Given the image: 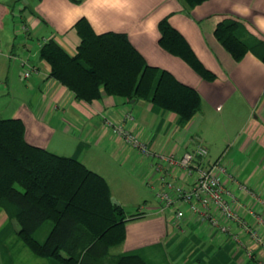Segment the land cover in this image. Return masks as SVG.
I'll list each match as a JSON object with an SVG mask.
<instances>
[{"label":"crops","instance_id":"1","mask_svg":"<svg viewBox=\"0 0 264 264\" xmlns=\"http://www.w3.org/2000/svg\"><path fill=\"white\" fill-rule=\"evenodd\" d=\"M82 17L96 33H125L149 64L167 69L195 88L201 97L199 111L181 123L176 113L143 99L127 101L105 93L91 101L77 99L49 75V66L38 51L45 41L54 39L74 54L80 42L75 23ZM164 17L215 74L213 80L202 78L159 45L158 24ZM228 17L243 24L237 32L241 39L264 43V0H205L193 7L184 0H0L1 117L21 119L29 143L78 159L106 179L112 201L122 206L126 216L125 239L115 246V255L137 254L147 264H260L258 252L248 257L227 233L198 216L188 213L174 221V214L160 210L155 199L160 185L156 166L162 163L164 171L186 185L189 178L156 156L138 154L104 122V118L121 121L130 113L129 125L150 150L172 153L176 159L203 144L208 153L196 162L206 166L220 159L231 174L223 177V186L236 197L244 218L249 223H254L255 215L264 219V62L252 51L236 60L221 45L214 29ZM21 60L36 65L39 72L21 76ZM55 135L59 139L54 144ZM93 146H101L117 160H127L131 168L147 167L145 182L154 190V199L145 200L137 211L126 209L106 172L86 161ZM16 229L0 208V264H60L34 254ZM262 233L264 238L263 229Z\"/></svg>","mask_w":264,"mask_h":264},{"label":"trees","instance_id":"2","mask_svg":"<svg viewBox=\"0 0 264 264\" xmlns=\"http://www.w3.org/2000/svg\"><path fill=\"white\" fill-rule=\"evenodd\" d=\"M203 1L184 0L188 7ZM158 28V43L165 51L182 58L202 78H215L167 17ZM241 28L240 21L228 17L216 24L214 34L234 59L252 51L264 62V43L244 41L237 33ZM75 29L80 42L74 54L49 39L38 57L48 64L49 75L77 99L91 101L103 93L127 101L143 99L176 113L181 123L199 111L197 90L167 69L149 64L125 33H96L84 17L76 21ZM0 208L38 256L60 264H147L137 254L110 253L125 239L126 216L112 201L106 179L78 159L29 143L21 119L1 116ZM45 221L50 226L39 240L35 232Z\"/></svg>","mask_w":264,"mask_h":264},{"label":"built area","instance_id":"3","mask_svg":"<svg viewBox=\"0 0 264 264\" xmlns=\"http://www.w3.org/2000/svg\"><path fill=\"white\" fill-rule=\"evenodd\" d=\"M24 66L23 76L29 77L33 73H38L36 65L30 64L26 60H21ZM133 117L126 113L121 121H112L104 118V122L110 127L112 134L130 145L142 156L153 155L164 161L169 166L179 168L184 174V178H189L190 183L186 185L183 180H178L170 172L164 171L162 163L156 166L159 188L155 194V199L160 210L173 209L174 221L194 214L201 218L211 227H215L221 232L227 233L232 240L244 248L248 257H254L259 253L257 261L264 264V219L255 215L254 223H249L239 211L236 197L223 186L224 176H231L220 159L204 166L196 162V158H204L208 150L203 144H197L192 152H184L179 158H175L172 153H153L147 142L142 139L139 132L133 129L129 123ZM240 187L248 190L243 185ZM229 196V198H226ZM186 206V209L181 206Z\"/></svg>","mask_w":264,"mask_h":264},{"label":"rangeland","instance_id":"4","mask_svg":"<svg viewBox=\"0 0 264 264\" xmlns=\"http://www.w3.org/2000/svg\"><path fill=\"white\" fill-rule=\"evenodd\" d=\"M20 74L23 76L22 72ZM0 116H3V114H0ZM58 139L59 137L55 135L52 143L55 144ZM104 152L101 146H93L86 155V161L90 165L99 164V167L106 172L112 188L121 192L120 195L124 198L126 209H136L135 211H137L145 200L151 201L154 199V190L152 191L147 185L148 183L145 182L147 167L136 166L131 168L127 160H117V157L109 156ZM167 211H169L170 215L173 214L172 208ZM48 226H50V222L45 221L35 232L36 238L39 240L43 239L45 237L44 231ZM117 250L118 248L116 247L112 248L111 254H115Z\"/></svg>","mask_w":264,"mask_h":264}]
</instances>
